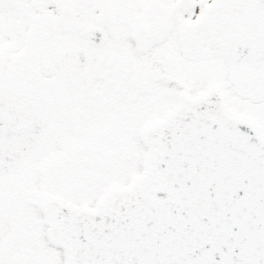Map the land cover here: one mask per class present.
I'll return each instance as SVG.
<instances>
[{
  "label": "snow or ice",
  "instance_id": "6c2138e0",
  "mask_svg": "<svg viewBox=\"0 0 264 264\" xmlns=\"http://www.w3.org/2000/svg\"><path fill=\"white\" fill-rule=\"evenodd\" d=\"M0 264H264V0H0Z\"/></svg>",
  "mask_w": 264,
  "mask_h": 264
}]
</instances>
